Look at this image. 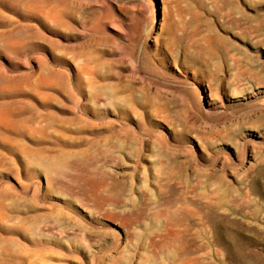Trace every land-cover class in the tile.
<instances>
[{
	"label": "rangeland",
	"instance_id": "1",
	"mask_svg": "<svg viewBox=\"0 0 264 264\" xmlns=\"http://www.w3.org/2000/svg\"><path fill=\"white\" fill-rule=\"evenodd\" d=\"M108 87L119 101L101 111L104 120H114L109 132H127L124 151L116 142L118 152L104 146L84 154V131L104 133L106 124L90 118L82 103L93 93L89 88L102 96ZM125 110L129 121L118 117ZM58 149L68 165L47 171V179L45 157ZM140 149L149 164L171 166L166 158L179 157L176 167L195 194L227 186L235 198L257 171L264 184V0H0V187L6 186L0 191L19 188L18 181L31 186V195L39 190L37 205L52 209L41 229L66 241L64 263L92 264L105 245L116 247L112 254L123 264L129 261L138 213L170 196L142 176L134 180L138 201L130 195L129 172ZM25 155L35 162L28 158V164ZM88 166L98 167L92 177ZM102 179L120 190L111 203L94 192ZM64 203L82 219L63 215L59 221ZM225 218L244 237L264 234L260 217ZM225 257L212 249L206 264H226Z\"/></svg>",
	"mask_w": 264,
	"mask_h": 264
},
{
	"label": "bare ground",
	"instance_id": "2",
	"mask_svg": "<svg viewBox=\"0 0 264 264\" xmlns=\"http://www.w3.org/2000/svg\"><path fill=\"white\" fill-rule=\"evenodd\" d=\"M85 83L88 84L89 82L86 81ZM88 86H89V84H88ZM106 89H108L107 92L105 91L107 94H103V91L101 90L102 91L101 94H103L102 96H104V98L106 100L105 103L103 102L104 104L98 103L99 102V99H98V96H99L98 93L99 92L96 93L97 92L96 91L97 89H96L95 93H94V91H92L91 88H89V90L93 93L87 92L90 95H88V97L86 99L84 98V101L82 103V108L87 110V115L94 120H101V119L104 120L106 118L107 112L101 111V108L112 105L113 101L116 102L115 100L112 99L111 94L108 93V92H110L109 90H111V89L109 87L105 88V90ZM113 92H115V91H113ZM111 93H112V91H111ZM102 96H99V97H101L103 99ZM101 98H100V100H102ZM128 98H130V97H128ZM131 98H130V100L132 101ZM97 99H98V102H97ZM126 99L127 98H125V101H126ZM118 101L116 103H118ZM138 101H141V100H138ZM143 101H145V100L143 99ZM120 102L122 104L124 101H120ZM140 114H142V113H140ZM118 117L122 121H129L131 118V116L129 115V113L126 110L119 113ZM244 118H246V117H244ZM91 122H92V120H91ZM103 122H105V124H106V128H105L104 133L99 132V131H92L88 134V133H86V131H84L83 134L87 140L85 143V148L81 149L82 152H84V154H85V152H88L89 150H91L93 148H101L104 146H107V148H108V146L109 147L111 146L108 151H112V150L114 151V150H116V148H118V151L123 150V147H121V146H123L127 142V132L125 134V132H119L120 130L118 131V129H117V131H118L117 134H114L112 132V130H111V132H109V126H110V124H112L111 122H114V120L113 121L112 120L111 121L104 120ZM93 123H95V121ZM97 123H100V122H97ZM105 124L103 125L102 128L105 127ZM115 124H117L119 126V123H114L112 126H115ZM126 124H127V122H126ZM86 127L90 128V126H86ZM84 128L85 127H83V128L81 127L82 130ZM95 128L96 127L92 128V129H95ZM99 128H98V130H99ZM86 129L87 128H85V130ZM124 130H126V129H124ZM61 134L63 135V133H61ZM84 136H82V137H84ZM63 137H65V134ZM68 137H65V138L68 139ZM130 138H133V137H130ZM81 139H80V141H81ZM83 139H82V141H83ZM132 140L135 141L136 139H131V142H132ZM137 141H138V139H137ZM116 142H118V147L115 146L116 147L115 148L113 146V144ZM28 147H26V148H28ZM26 148H25V150H26ZM13 149H14V147H13ZM16 149H20V148L17 147ZM141 149H142V147H141ZM141 149L137 151L136 155H134L135 156L134 163L131 164L132 171L129 172L130 186L128 187V191H129L130 195L133 196V199L135 201H138L137 197L134 195L135 191H136L135 187H134V185H135L134 180L138 176H142V178L146 182V185L150 182V180H152V181H154L153 183L156 184V187H159L158 189L163 190L164 188H166L169 192V193L168 192L167 193L170 194V196L168 199H164L162 201H157V199H156V201L154 203L149 204V206L144 208L145 210H143V211L139 212V210H138L139 213H138V216L136 217L137 223H136L135 228H134V230H135L134 236L135 237H134L133 243L131 244V251L128 254L129 256L128 257L125 256L127 259H129L128 262L126 260V262H127V263L125 262L126 264H206V259L209 255V253L212 251V249H215L219 252L221 251V252H223V254L226 255V257H225L226 264H264V234H262V233H255L254 234V232H253V234H250L249 236L246 235L247 237L246 236L244 237L243 234L241 233V231H239L237 228H234V226H232V224L226 225V218H225V214L227 215V213H230L234 216L241 214V213H245L249 216V218L253 222H256V219H258L259 217L264 221V184L260 180L261 175H262V173L260 171H257L255 173V175L252 177L251 182H250L246 192L244 194L238 193L235 198L230 197L228 195L229 193H227V186L226 185H228V183H226L225 189H217L215 192H212V193L204 192V193H200V194L199 193L195 194L190 189L191 185H190L189 176H187L186 178L183 177V175L181 174L179 169H177V167H176L175 163L177 162L179 157H176L173 154H172V156H168L167 158L164 156L167 159V161H170L172 163V164L170 163L171 166L162 164L163 162L161 163V162L155 161L156 163H154L151 160L150 161L152 163L150 162V164H149L146 162L149 160H147V158L145 159L146 155L144 156ZM23 150H24V148H23ZM98 150H99V154H100L102 151H100V149H98ZM98 150H95V151H98ZM101 150H103V149H101ZM104 150H106V149H104ZM49 151L53 152V150H49ZM59 151L55 155H52L51 157H49V155H46V157L44 156L45 159H47V161H48V159L50 160V163L46 162V163H49V165H46V167L44 166L45 167L44 168L45 174L48 175V177H46L47 179L49 178V174L51 173V171L55 170V173H56V171H59L56 169H61L60 168L61 166H65L64 164H67V163H65V159L61 158L62 152L61 151L59 152ZM78 151H80V150H78ZM46 152H48V151H46ZM46 152H45V154H46ZM104 152H103V155H104ZM106 152H105V154H106ZM24 153L25 152H23V154ZM68 153H70V151ZM125 153H126V151H125ZM20 154H21V151H20ZM112 155H114V154H112ZM127 155H128V153H127ZM25 156L27 159H25V157H23V156L22 157L26 161L27 160L29 161L28 158H30V156H28V157H27V155H25ZM32 157H35V156H32ZM41 157H43V155H41ZM133 158H131V159H133ZM165 158H163V159H165ZM32 159H34V158H32ZM150 159H152V157H150ZM153 159H155V158H153ZM166 159L164 161H166ZM12 160H13V157H12ZM32 161L35 162L34 160H32ZM66 161L68 162L69 159ZM15 162H16V159H15L14 163ZM257 162H258V160H257ZM11 163H13V162H11ZM29 163L31 164L32 162H28V164ZM37 165H42V167H43L44 164L38 163ZM0 166H1V164H0ZM2 166H4V164ZM94 166H93V168H91L92 166H88L91 169H90V172H87V174L89 175V173H90L91 177H92V174L95 173L96 170L98 169V167H94ZM257 166H258V164H257ZM12 167H14V166L12 165ZM17 168L15 170H18ZM29 168H30V166H29ZM1 169L3 170V168H1ZM62 170H63V168H62ZM62 170H60V171H62ZM87 170H88V168H87ZM87 170H85V171H87ZM25 171H26V169H25ZM47 171L50 173H47ZM0 173H1V171H0ZM16 173H18V172H16ZM85 173H83V174H85ZM72 176L73 175H71V177ZM81 176H84V175H81ZM91 177H89V179ZM219 177L222 178L221 175H219ZM219 177H218L217 181L220 184L224 185V182ZM15 179L17 180L18 178L16 177ZM25 179H28V177H25ZM47 179H46V181H47ZM140 180H141V178H140ZM50 181H51V179H49V182ZM70 181H72V180H70ZM18 182H19L18 183L19 188H13L12 190H9V191L8 190L2 191V192L0 191V264H66L64 262L68 256L67 252L69 250L65 246L66 241L64 242L63 238H62L63 240L62 239H59V240L55 239L50 233L44 232L42 230L44 227L42 225L45 224L44 222H46V220H48V217H50L52 215V213H51L52 211L50 212V210H52V209L51 208L49 209L48 208L49 206L47 207V206L42 205V204H41L42 206L37 205V202H35L37 199H35V197H37L36 192L39 190H36V192H32L33 194L31 195L29 192V189H28V187L30 185L26 187V185H25L26 183L23 184L24 185L23 186L20 181H18ZM30 182H32V181H30ZM50 183L52 184V182H50ZM4 184H5V182H4ZM6 185H8V183H6ZM115 185H113L111 181H106V180L102 179L96 183V186H94V192L96 193V195L100 198V200L102 202H105V203L110 202L111 203V198L114 197V195L117 193V191H120L119 189L116 188ZM142 185H143V183H142ZM2 187H0V188H2ZM5 187L6 186L4 185L3 190ZM47 187H48V185H47ZM183 187H185L186 190ZM34 188H35V185H34ZM34 188H33V190H34ZM36 189H38V188H36ZM46 193H44V194H46ZM39 197H41V196L39 195ZM39 197H37V198H39ZM117 200H118V198H117ZM38 202H40V201H38ZM47 204H49V203H47ZM80 204H82V203H80ZM50 205H53V203H51ZM82 209H83V207H82ZM66 210L69 213L66 212ZM83 211H84V209H83ZM85 211L87 213L86 209H85ZM85 211H84V213H85ZM88 211H90V210L88 209ZM56 212H57L56 217L59 218V221H62V220H60V218L63 215H65V217H66V215L68 217L74 216V220L76 218L77 221H79V219L80 220L82 219L80 212L77 209H75L74 207H72V203H64L62 206L59 207V209H57ZM54 214H55V212L53 213V215ZM68 217H66V219ZM51 218H49V219H51ZM53 218H55V217H53ZM250 219H248V220H250ZM51 221H53V219ZM41 226H42V229H41ZM45 228L48 229L47 226H45ZM97 231H98V229H97ZM150 238H152L153 240L149 241ZM241 240L245 242V246H242L239 244V241H241ZM127 244H128V242H127ZM69 248H71V247H69ZM113 248L114 247H109L106 245L104 247H102L99 250V253H101L102 256H100V258L99 257L97 258L98 261H96L97 259H95L93 257L91 259L92 264H123L122 263L123 258L121 259L118 256H114L115 253L112 254ZM126 249H128V248H126ZM152 249H154L156 254L151 251ZM123 252L125 253V251H123ZM126 253H125V255H126ZM120 255H122V254H120ZM125 257H124V259H125ZM55 260H56V262H54ZM79 261L81 262V260H79ZM89 261H90V259H89Z\"/></svg>",
	"mask_w": 264,
	"mask_h": 264
}]
</instances>
